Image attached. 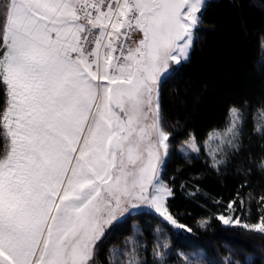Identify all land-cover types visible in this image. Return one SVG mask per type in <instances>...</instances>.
Here are the masks:
<instances>
[{"label": "snow or ice", "instance_id": "1", "mask_svg": "<svg viewBox=\"0 0 264 264\" xmlns=\"http://www.w3.org/2000/svg\"><path fill=\"white\" fill-rule=\"evenodd\" d=\"M203 7L204 0H0V264H96L105 226L125 205L147 204L183 227L167 207L175 192L158 177L170 142L157 85L169 61L190 56ZM136 32L142 39L131 47ZM228 116L227 144L238 152L244 117L237 108ZM256 130L264 135V123ZM258 203L260 222L243 226L264 234V196ZM129 243L126 259L110 249L107 264H142ZM153 253L161 256L158 246Z\"/></svg>", "mask_w": 264, "mask_h": 264}, {"label": "trees", "instance_id": "2", "mask_svg": "<svg viewBox=\"0 0 264 264\" xmlns=\"http://www.w3.org/2000/svg\"><path fill=\"white\" fill-rule=\"evenodd\" d=\"M201 14L190 56L158 88L170 142L162 180L175 192L167 207L185 230L169 227L150 211L131 214L98 242L96 264H107L110 249L126 259L123 253L132 251L130 238L142 264H264V234L218 219L260 222L264 135L256 130V116L264 109V0H205ZM4 103L0 88V108ZM231 108L244 117L241 147L238 152L225 149V163L217 171L202 145L210 133L226 126ZM190 138L199 154L180 155L178 146ZM229 201H235L231 208ZM157 246L159 258L153 253Z\"/></svg>", "mask_w": 264, "mask_h": 264}, {"label": "rangeland", "instance_id": "3", "mask_svg": "<svg viewBox=\"0 0 264 264\" xmlns=\"http://www.w3.org/2000/svg\"><path fill=\"white\" fill-rule=\"evenodd\" d=\"M137 38H138V40L142 39V34L138 32ZM136 44L133 47H135ZM187 59H184L181 62H185V61H187ZM176 65H178V64L175 61H169V68L164 73H162V79L165 76H167L171 72L172 68L174 66H176ZM159 84H160V82L157 85V90L159 88ZM256 121H257V124L258 123H264V116L261 115V112H259L257 114ZM148 122H150V120L146 121V123H148ZM228 125H229V119H228V122H227L226 126L222 130L213 131L212 133H210V135L208 136L207 140L202 145V147L204 149V153H205L206 157L209 159V161H210V163H211V165L213 167H217L218 166V165L214 166L215 165V161L217 159L223 158L222 156H223L224 150L229 148L227 142L232 139L233 133H232L231 130L230 131H226L225 130L226 128H228ZM222 149H223V151H221ZM177 151H178V153L180 155L185 156V157H189V156H193V155H198L199 152H200V149L196 145V143L194 142L193 138H190L187 141L181 143L178 146ZM166 159H167V156L165 157V162H166ZM165 162L163 163L162 168L158 171V177L160 179H162V171H163V167H164ZM153 191H154V188L150 187L149 188V192L151 193ZM125 207H126V211H124L122 216L118 215L116 220L112 221L111 224L105 226V233L111 227H113L120 219L126 218L127 216H129L131 214H137V213H141V212H144V211H150V212L155 213L157 216L160 217V219L166 225H168L169 227H171V228H173L175 230H185L183 227L178 228V229L176 227H174L172 224H170L168 221H166L163 217H161L158 213H156L154 209H150L147 204H139L137 209H132V208L128 207L127 205H125ZM229 224L239 225V226L244 227L242 224H234V223H231V222ZM244 228H247V227H244ZM247 229H250V228H247ZM250 230H253V229H250Z\"/></svg>", "mask_w": 264, "mask_h": 264}, {"label": "built area", "instance_id": "4", "mask_svg": "<svg viewBox=\"0 0 264 264\" xmlns=\"http://www.w3.org/2000/svg\"><path fill=\"white\" fill-rule=\"evenodd\" d=\"M138 32L134 33L132 38L129 39L128 44L133 47L136 43H138ZM116 55H119V52L116 53Z\"/></svg>", "mask_w": 264, "mask_h": 264}, {"label": "crops", "instance_id": "5", "mask_svg": "<svg viewBox=\"0 0 264 264\" xmlns=\"http://www.w3.org/2000/svg\"><path fill=\"white\" fill-rule=\"evenodd\" d=\"M198 14V13H197Z\"/></svg>", "mask_w": 264, "mask_h": 264}]
</instances>
